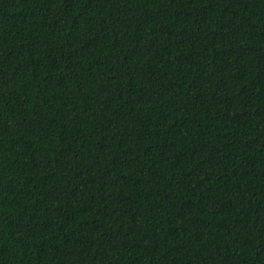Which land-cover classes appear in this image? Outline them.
<instances>
[{
  "label": "trees",
  "instance_id": "1",
  "mask_svg": "<svg viewBox=\"0 0 264 264\" xmlns=\"http://www.w3.org/2000/svg\"><path fill=\"white\" fill-rule=\"evenodd\" d=\"M0 264H264V0H0Z\"/></svg>",
  "mask_w": 264,
  "mask_h": 264
}]
</instances>
